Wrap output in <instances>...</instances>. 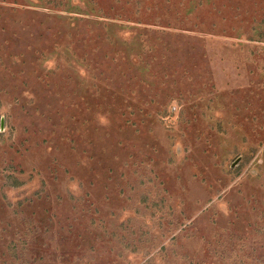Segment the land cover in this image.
Returning <instances> with one entry per match:
<instances>
[{
    "label": "rangeland",
    "instance_id": "1",
    "mask_svg": "<svg viewBox=\"0 0 264 264\" xmlns=\"http://www.w3.org/2000/svg\"><path fill=\"white\" fill-rule=\"evenodd\" d=\"M0 264H264V0H0Z\"/></svg>",
    "mask_w": 264,
    "mask_h": 264
}]
</instances>
